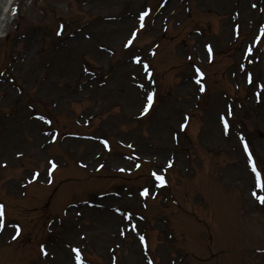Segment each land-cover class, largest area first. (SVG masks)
<instances>
[{
    "label": "rangeland",
    "instance_id": "obj_1",
    "mask_svg": "<svg viewBox=\"0 0 264 264\" xmlns=\"http://www.w3.org/2000/svg\"><path fill=\"white\" fill-rule=\"evenodd\" d=\"M5 1L0 0V81L11 97L4 98L0 85V121H20L22 113L23 121L27 115L36 121L24 138L59 135L45 136L44 153L36 146L27 153L18 149L23 155L13 163L5 159L7 147H0V160L7 165L0 167V203L7 220L22 228L14 241L0 235V264H53L54 252L44 257L41 246L59 236L70 264L72 245L80 249L83 264H264V204L257 199L264 197V188L244 151L247 142L264 182V0H175L156 30L165 0H15L9 9ZM144 11L150 13L145 27L127 48ZM126 22H132L126 32L109 34L110 23ZM76 37L89 46L68 54ZM23 52V62L15 61ZM59 54L62 61L56 59ZM137 56L149 65L151 78L134 62ZM49 63L62 73L73 66L74 73L57 84ZM197 68L204 74V92L194 83ZM136 71L155 97L147 114L145 105L130 117L111 100L117 87L134 81ZM88 74V90L75 95L71 86ZM108 74L116 78L113 85L99 86ZM185 74L193 77L181 82ZM107 116L116 124L103 128ZM221 117L228 119L227 134ZM152 125L155 136L149 132ZM206 126L215 131L212 140L202 139ZM96 134L108 141V147L98 144L103 157L111 159L104 169L81 161L85 146L77 141ZM147 135L157 152L137 139ZM153 171L165 176V187L152 185ZM42 172L47 174L42 181L33 175ZM13 183L20 187L15 193L7 188ZM145 187L148 198L140 195ZM118 192L124 196H111ZM109 196L119 219L132 213L138 233L89 227L91 217L76 218L70 211Z\"/></svg>",
    "mask_w": 264,
    "mask_h": 264
},
{
    "label": "bare ground",
    "instance_id": "obj_2",
    "mask_svg": "<svg viewBox=\"0 0 264 264\" xmlns=\"http://www.w3.org/2000/svg\"><path fill=\"white\" fill-rule=\"evenodd\" d=\"M174 1L175 0H165L164 1L159 11V15L157 18L158 21L154 24V30L158 29L160 23L167 17V13L169 12V9L171 8L172 5H175ZM13 2H15V0H6L4 2V7L6 9H9V7L13 5ZM180 15L181 14H179V16ZM111 20L113 19H110L109 21ZM131 23L132 22H129V23L126 22V24H120V25H117V24L113 25L110 23V26L108 27L109 34L116 32V36H120L121 34H123L124 32L128 30V28L131 26ZM88 37L89 36H87L86 38L89 39ZM78 38L79 37L74 38V39H77V41L73 40L68 43V45L70 46V48L67 49L68 54L73 53L74 51H76V49H79L78 47L83 48V47L89 46L87 42L78 40ZM102 49L104 50V48ZM95 54L100 56L101 58L103 57L101 53L96 52ZM24 55H25V52H23L19 56L17 55L16 58H14L15 61L18 60L19 62L22 63L24 60L23 58ZM60 56L61 55L59 54L56 57V59L61 58ZM62 59L63 58H61L60 61H62ZM46 67L50 70H53L54 72L56 71V73L53 75V80L57 84H60V83L64 84L65 79L74 73L73 66L68 67V69L64 71L65 73H62L63 71H61L60 67H57L55 63L46 64ZM140 74L141 72L136 71V74H134L136 76L134 77V81L133 80L129 81L128 82L129 85L127 86L124 85V86L117 87L116 90H114L113 92L114 96H113V99L111 100V106L114 105L115 107H118L120 109L123 108L124 111L130 115V117L131 116L133 117L136 113L139 112L141 107L143 109V106L146 105L147 89H145V85H144L145 83L142 77L140 76ZM113 77L114 79H116L115 76H113V74L106 75L103 81L99 82V86L105 87V88L112 86ZM192 77L193 76H190L189 74H185L181 76L182 78L181 82L190 81ZM91 79H92V76L89 74L84 76L80 84L71 86V91L75 95H78V96L84 95L86 90H88L90 82L92 81ZM0 85H3L2 90L5 92L4 98H10L11 92L8 90L9 89L8 85H5V81L1 80ZM140 85H143L144 87L141 88ZM186 87H190V86L188 85ZM184 88L185 87L183 84L180 91H183ZM43 89H45V87ZM93 90L95 91L96 89H93ZM136 96L138 98H136ZM140 99L142 100L141 103H140ZM132 113L134 114L132 115ZM21 115L23 114L21 113ZM21 115H20L21 117L20 121H16L15 119L14 120L6 119V118L4 119V121H0V132L2 133V136H0V147L1 148L3 146L7 147V151L5 155L8 156V158H5V159H8L10 163H13L14 160L19 158L20 155H19L18 149H22L23 151L27 153L34 146H36L38 150H40L43 153L45 152V145H46L45 141H47V139H45L46 135H44L43 132H40V134L39 133L35 134L34 136H30L29 139L23 137V133L28 131V129H32V128L35 129L36 121H34L28 115L25 116L26 119L23 121ZM157 115L158 113L154 114V118H153L154 121L156 118H158ZM211 116L212 115H208V117H211ZM115 124L116 122L112 119V116H107L104 121L103 128L113 127ZM212 124L215 128L214 120L212 121ZM152 126L149 132H152L153 136H155L156 135L155 127H154L155 125H152ZM207 127L208 126H206L201 132L202 139L205 138L206 140H212L210 137V134L212 135L215 131L208 129ZM176 135L177 134H175L174 136ZM85 139L88 141H85V140L77 141L78 145L85 146L84 153L83 155H81V159H82L81 161L83 162V166L91 167L97 164L99 166L103 165V169L107 168L109 164L111 163V159L109 157L107 158L103 157L104 155L98 149V144L102 142L101 140L102 138L96 134V135H90L89 137H86ZM137 139L147 144L148 148L146 149H148L149 152L154 153L158 151L157 150L158 148L154 145L152 135H147L144 138L140 136ZM70 142H72V139H69L68 141L66 140L63 141L64 144H68ZM72 144L75 145L76 143H72ZM137 149L139 150L138 145H137ZM43 156L45 157V155ZM3 163H4V160H0V164H3ZM160 166L161 164L159 161L155 163V167L160 168ZM157 173L161 174L160 172H157ZM46 175H47L46 172L40 173L39 179L40 180L44 179ZM156 183L157 182H155L154 180L152 181V185H156ZM7 188L10 192L15 193L19 190L18 188L20 187L17 183L16 184L13 183V184H7ZM111 196H113L114 198H121L124 196V194L118 192ZM114 201L115 200H113L112 197L110 196L109 198H97L94 201L89 202L87 204L84 203V204L79 205L80 207L73 206L71 207L70 211L74 213L76 218H81L84 216L91 217V225L89 227H95L100 230L110 229L111 232H115L116 228L119 227V232L122 233V230H125L126 227H128L129 221L123 218L119 219L116 216V206L113 204ZM123 222H125V224L121 226ZM77 229L80 230L81 228H77ZM11 231L12 230L10 228L6 229V234L1 235V239L8 238V236L11 235ZM124 232H127V231L125 230ZM68 234L69 233H67L66 235ZM62 241H63L62 236H59L58 239L54 240L53 242L49 241V242L44 243V246L46 247L49 253L51 251L54 252V256L52 257L53 264H70L68 261L67 252L61 249ZM72 248H76V246H73V245L70 246V249Z\"/></svg>",
    "mask_w": 264,
    "mask_h": 264
},
{
    "label": "snow or ice",
    "instance_id": "obj_3",
    "mask_svg": "<svg viewBox=\"0 0 264 264\" xmlns=\"http://www.w3.org/2000/svg\"><path fill=\"white\" fill-rule=\"evenodd\" d=\"M252 7L253 8H256L257 5L256 4H252ZM261 11H264V8L261 9ZM149 11H144L142 13H140L139 15V29L133 31L130 33V37L126 40L125 42V47L127 48H131L133 46V42L135 41L136 37H137V34L139 32L140 29H143L145 27V19L146 17L149 16ZM63 26H61V29H62ZM63 32L62 30L61 31H58L57 35H62ZM207 50L209 53L212 52V47L211 45H208L207 46ZM252 48L251 47H248L247 49V52H248V55L251 56L252 55ZM189 60L192 59V57H188ZM134 62L138 65H142V69L146 72H148V76L149 78H151L152 76V73L149 72V65L148 64H143L142 63V59L141 57L137 56L135 57V60ZM249 63H252L251 60H249ZM85 71H87V69H85ZM195 76L198 77V78H195L194 79V83L199 85V91L200 92H204L206 89L204 87V85L202 84V81L204 79V74L203 72L197 68L195 70ZM247 83L248 84H252L253 83V77L252 75L249 73L247 74ZM141 88H143L144 86L143 85H140ZM261 89L264 90V84H261L260 85ZM258 97L260 95V93H257L256 94ZM154 97H155V93L154 92H151L149 94H147L146 96V106L145 108L143 109V114H147V112L152 108L153 106V103H154ZM229 115H231V109L229 107V112H228ZM38 120H41V121H44L46 124L48 125H51L52 124V121L51 120H46L44 116H39L37 117ZM221 120H222V123H223V127H224V131H225V134H227V131L229 129V122H228V119L224 118V117H221ZM182 127H184V125H182ZM45 135H48V136H57L58 137V133H45ZM241 139L243 140V137H241ZM54 142V141H52ZM102 143L105 145V147H108V141L107 140H104L102 141ZM129 147H131V145H129ZM244 151L247 153V159H248V162H249V165H250V168H251V172L254 174V178H255V181L260 183V186L261 188H264V182L261 181V172L258 168V164H257V161L254 159L253 157V153L250 151L249 149V146L247 144V142L244 143ZM19 155H23L22 153H20ZM50 165L52 167V169H55L57 167V165L54 163V162H51L50 161ZM173 166L172 162H169L167 167L168 168H171ZM0 167H7L6 164H3V165H0ZM103 167V165H101V168ZM137 167H139V165H137ZM120 171H124L123 168L120 169ZM35 177H39V173H34L33 174ZM150 176L152 178H154V181L157 182L155 186H159V187H165L167 185V181L165 179V176L163 174H158L156 171H153L150 173ZM33 181L32 180H29L28 183H32ZM140 195L145 197V198H148L149 195H150V191H149V188L145 187L143 189V191L140 192ZM253 195H255V193H253ZM257 199L260 201L261 204H264V197H257ZM121 215L124 217V219H126L127 221H129V224L130 226L129 227H126V231H130L132 233H138L139 232V228L138 226L135 224V223H131V221L133 220V215L131 212H128V213H121ZM140 219L142 220L143 217H140ZM10 228L12 231H11V240H17L20 238L21 234H22V228L21 226L18 224V223H14V222H11L9 220H7V217H6V206L2 203H0V235H4L6 234V229ZM125 230H122V234H124V231ZM139 240L140 242L142 243H145V246H146V242H145V237L144 236H139ZM72 252L75 253V258H74V262L73 264H83V259H82V256H81V252H80V249L79 248H72L71 249ZM41 253L44 257H49V252L47 251L46 247L45 246H41ZM149 264H152V262L150 261Z\"/></svg>",
    "mask_w": 264,
    "mask_h": 264
}]
</instances>
